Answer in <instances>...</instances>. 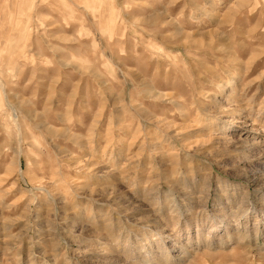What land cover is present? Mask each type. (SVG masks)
Masks as SVG:
<instances>
[{"label":"rangeland","instance_id":"374dc122","mask_svg":"<svg viewBox=\"0 0 264 264\" xmlns=\"http://www.w3.org/2000/svg\"><path fill=\"white\" fill-rule=\"evenodd\" d=\"M0 264H264V0H0Z\"/></svg>","mask_w":264,"mask_h":264}]
</instances>
